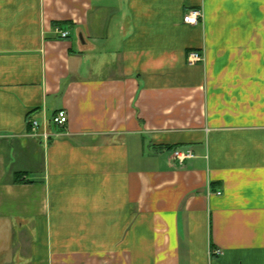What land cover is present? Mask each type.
Masks as SVG:
<instances>
[{
  "label": "crops",
  "instance_id": "1",
  "mask_svg": "<svg viewBox=\"0 0 264 264\" xmlns=\"http://www.w3.org/2000/svg\"><path fill=\"white\" fill-rule=\"evenodd\" d=\"M0 264H264V0H0Z\"/></svg>",
  "mask_w": 264,
  "mask_h": 264
},
{
  "label": "built area",
  "instance_id": "2",
  "mask_svg": "<svg viewBox=\"0 0 264 264\" xmlns=\"http://www.w3.org/2000/svg\"><path fill=\"white\" fill-rule=\"evenodd\" d=\"M202 18V14L199 11H190L184 17L183 22L188 25L197 24L199 19ZM61 38H67L68 33L58 31ZM203 61V56L197 52H190L187 55V64L189 66H193L199 64ZM68 122V116L66 111L60 110L51 119L48 121L47 125L42 127L41 124L37 121H31L29 126L32 134L41 138L42 142L49 143L50 140L54 137V132L52 131L53 128H63ZM52 128V129H51ZM175 158L182 162L185 159L192 158V154L190 151L180 152L176 151L174 153ZM220 195V193H217ZM218 254V252H217Z\"/></svg>",
  "mask_w": 264,
  "mask_h": 264
}]
</instances>
